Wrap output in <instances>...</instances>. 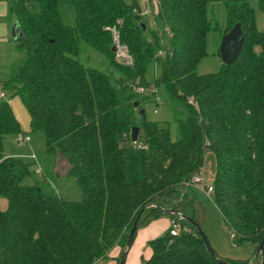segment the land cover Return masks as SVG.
Returning a JSON list of instances; mask_svg holds the SVG:
<instances>
[{
    "label": "trees",
    "instance_id": "trees-1",
    "mask_svg": "<svg viewBox=\"0 0 264 264\" xmlns=\"http://www.w3.org/2000/svg\"><path fill=\"white\" fill-rule=\"evenodd\" d=\"M160 1L149 24L139 0H9L23 35L8 81L48 150L69 164L83 196L66 200L38 182L25 183L35 170L4 153L5 136L19 134L21 126L10 102L0 99V197L9 203L0 210V264L105 261L117 245L126 249L139 214L138 229L165 216L181 226L176 235L170 225L150 240L153 254L141 264H223L196 225L181 217L206 232V207L191 179L209 163L214 202L233 246L252 242L257 254L264 240V31L251 0ZM217 1L227 7L222 34L240 22L246 39L234 63L200 74L208 33L217 29L210 11ZM259 3L264 9V0ZM114 29L133 64L116 60ZM81 40L104 54L118 75L85 66ZM152 65L160 67L154 81ZM159 83L181 101L176 140L168 126L139 114L147 91L156 92ZM134 126L140 127L136 142Z\"/></svg>",
    "mask_w": 264,
    "mask_h": 264
},
{
    "label": "rangeland",
    "instance_id": "rangeland-1",
    "mask_svg": "<svg viewBox=\"0 0 264 264\" xmlns=\"http://www.w3.org/2000/svg\"><path fill=\"white\" fill-rule=\"evenodd\" d=\"M8 2L9 0H0V67H5V72L11 73L17 64L19 57H17L18 52L16 50V45L13 43L15 39L11 35L12 27L10 28L13 17L15 20L16 17L12 14ZM251 2L256 12L258 29L260 31H264V9H262L260 6L259 0H251ZM141 5L143 6V4ZM210 11L213 26H217V29L213 28L208 33V55L203 58L198 65L197 71L200 74L216 73L219 72L223 67V62L219 51L221 39L224 35L222 34V31L227 23L226 2L217 1L211 3ZM144 19L147 23L150 22L149 15L145 16ZM79 46L80 60L85 66L96 68L104 72H114L115 76L118 75V69L110 64L104 54L93 49L84 40L79 42ZM258 49L259 48H257V50ZM159 73L160 67L158 65H152L149 69L148 77L154 81L155 76L159 75ZM7 81L5 84L7 91V97L5 100H9L20 123L21 132L19 134H8L5 136V155L22 157L32 162V171L36 169L37 164L42 167V172L35 173L36 171H34L35 174L33 173V176L29 177L28 180L25 181L26 184L38 182L49 191H56L62 198L66 200H80L83 196L82 188L77 181V178L70 174L69 164L65 161L61 154L48 150L45 134L42 131L33 129L31 115L25 101L19 94L15 92L12 87L13 84ZM155 91L156 92H153L151 89L147 91V94L150 96L149 99L144 103L147 119L161 122L168 126L170 128L172 140H176L178 137L179 127L178 121L176 120L177 116L175 108L181 105V101L179 99L173 98L167 91L166 85L163 83H159L155 87ZM140 116L142 115L140 114ZM19 135L30 136V142L28 144L21 145L18 143ZM34 155L36 156L35 158L33 157ZM209 167H212L210 163L207 172L209 178H211L212 168L210 169ZM196 193L197 197L204 203L206 207L207 221L205 228L207 236L215 252L218 255L227 258L231 256V258L241 257L239 259L248 260L249 264H263L262 254H260L261 256H257L255 253V243H245L240 247L233 246L229 226L224 220L220 210L214 203V195L211 194L210 198L205 193L198 191ZM8 204L7 198L0 197V210L7 209ZM128 239L129 235L125 245L127 244ZM123 247L125 246L117 245L114 249H112L111 252H113L115 249H118L120 253H122ZM111 258L112 256L110 253V259L98 261L97 263H106L110 261ZM128 264H130V259Z\"/></svg>",
    "mask_w": 264,
    "mask_h": 264
},
{
    "label": "water",
    "instance_id": "water-1",
    "mask_svg": "<svg viewBox=\"0 0 264 264\" xmlns=\"http://www.w3.org/2000/svg\"><path fill=\"white\" fill-rule=\"evenodd\" d=\"M23 35V32L20 28V31L18 33V37H21ZM15 37H17V35H15ZM246 39V33L243 29V26L240 22H237L227 33H225L221 39V44H220V54H221V59L222 62L224 64H232L234 63L238 57L240 56V53L242 51V47L243 44L245 42ZM138 102L136 103V106H138ZM139 113L142 115L143 119H146V113H145V109L141 108L139 110ZM139 133H140V127L139 126H134L132 128V140L134 142L137 141L138 137H139ZM142 213V212H141ZM168 213H174L173 210H168ZM176 214L180 215L179 212H175ZM141 214H139L137 220L134 223L133 228L131 229L130 235H129V239L126 245V249L123 251L122 255H121V259L119 264H125L126 262V258H127V254L134 242L137 230H138V226H139V219H140ZM182 218L187 219L191 222H193L196 227L198 228L200 235L202 236L203 240L205 241L206 246L209 248V250L211 251L212 255L218 260L220 261V263L223 264H228L227 262H225L224 260H222L221 258H218L214 248L212 247L210 240L207 236V233L197 224L195 223V221H193L191 218L185 216V215H181ZM264 250V240L261 242V245L259 247V250L257 252V256H259L260 254L263 253Z\"/></svg>",
    "mask_w": 264,
    "mask_h": 264
},
{
    "label": "crops",
    "instance_id": "crops-1",
    "mask_svg": "<svg viewBox=\"0 0 264 264\" xmlns=\"http://www.w3.org/2000/svg\"><path fill=\"white\" fill-rule=\"evenodd\" d=\"M143 8H144V5H143ZM149 16H150V19H152L151 18L152 16L151 15ZM11 27H12L11 35L15 39L13 43H15L16 50L18 52L17 57H20L19 51L17 49V39L20 38L18 37V33L20 31V25H19L17 18L15 20V18L13 17L12 25L10 26V28ZM226 27H227V23H226V26L223 28V30ZM15 35H17V37H15ZM5 71H6L5 67H0V89L4 91L7 95L5 84H6V81L9 80V78H11L12 72L6 73ZM38 165L39 164H37V166ZM170 225H171V218L165 216V217H161L159 219L153 220L147 225H145L144 227L139 228L137 230L134 242L127 254L125 264H128L129 259H130V264H141L143 256L145 258H149L153 254V249L151 248V246L148 245V242L156 237L163 235L168 230ZM120 254H121L120 251L118 249H115L113 252H111L112 258L110 261L106 263H96V264H119ZM235 258L239 259L241 257H235Z\"/></svg>",
    "mask_w": 264,
    "mask_h": 264
},
{
    "label": "built area",
    "instance_id": "built-area-1",
    "mask_svg": "<svg viewBox=\"0 0 264 264\" xmlns=\"http://www.w3.org/2000/svg\"><path fill=\"white\" fill-rule=\"evenodd\" d=\"M141 4L144 5L143 8V14L145 15H153L154 13L158 12L161 6L160 0H139ZM114 41L116 45L115 49V56L116 60L120 63L131 65L134 62V58L124 43L120 41L118 32L114 29ZM159 55H164L165 52L160 50ZM140 92H145L144 88H140ZM7 97L6 93L2 90H0V99H4ZM31 138L30 136H20L18 138V143L22 144H28L30 142ZM36 157L35 155L33 156ZM42 167L39 165L36 168V173H41ZM191 185L196 189V192H202L208 195L211 198V194L214 192V185L211 178L208 176V172L206 167H203L199 172H197L193 178L191 179ZM171 234L176 235L179 232L180 224L176 219L171 220Z\"/></svg>",
    "mask_w": 264,
    "mask_h": 264
}]
</instances>
